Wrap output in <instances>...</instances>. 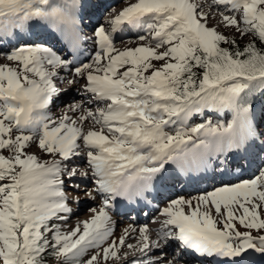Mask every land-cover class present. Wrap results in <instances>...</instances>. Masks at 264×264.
Segmentation results:
<instances>
[{"label": "snow or ice", "instance_id": "obj_1", "mask_svg": "<svg viewBox=\"0 0 264 264\" xmlns=\"http://www.w3.org/2000/svg\"><path fill=\"white\" fill-rule=\"evenodd\" d=\"M123 2L93 23L102 0H0V264H177L172 241L197 264H264V0ZM57 81L84 84L54 117ZM77 176L99 203L65 230ZM182 178L219 184L168 199L155 239L147 224L115 236L120 208Z\"/></svg>", "mask_w": 264, "mask_h": 264}, {"label": "bare ground", "instance_id": "obj_2", "mask_svg": "<svg viewBox=\"0 0 264 264\" xmlns=\"http://www.w3.org/2000/svg\"><path fill=\"white\" fill-rule=\"evenodd\" d=\"M133 2H134V0H133ZM194 2L197 4H202L203 0H194ZM207 2L211 3V0H207ZM108 5L110 6V8H106L103 13L100 12L101 14L99 15V17L96 19V21L94 23L103 22V20H105V19H110L111 16L107 15V13L109 11H111V13L114 15L115 13H118L123 7L126 6V4H125V2H123V0H112V2H110ZM204 11H208V8L206 6L204 7ZM218 19H219L218 17L210 19L209 20V26H213V25L217 24ZM222 28H223V26L221 25L219 29H222ZM134 35H135V32L121 33V34H118V37H122L125 41H127L129 36H134ZM116 46L118 48H120L121 50H123L125 46L135 47L136 45H135V43H131V44L120 43L119 38H118L117 42H116ZM86 48L88 49L89 52H91L93 50V45L91 44V42H89L86 45ZM3 63H8V61H6V59H4V57L2 55H0V64H3ZM61 74L63 75V73H61ZM57 84H58V87H60L61 89H67V91H66V93L62 94L59 98H57L55 104L51 106L50 113L54 117L60 116L66 110V106L69 105L70 103H72L74 100H80L81 99V96L77 94V89L83 86L84 81H80V83L78 85H74V86H69L66 83H60L59 81H57ZM80 84H82V85L79 86ZM86 127H91V123L87 122ZM74 163L79 165L80 168H82V169L85 168V166H83V164H84L83 159L75 160ZM250 175H251V173L250 174L246 173L241 178L244 179L246 177H249ZM75 179H76L75 181L79 182L80 185L82 184L80 182L82 180L79 178V176H77V178H75ZM75 181H74V183H75ZM182 183L183 182L181 179V181L172 184L170 187L161 189V196L159 197L160 201L157 203V208H158L157 214H159V209L163 208L166 205L168 199L178 197L177 193H175L174 196H171L170 192L174 194V192H176L178 190V187L180 185H182ZM202 183L207 185V190H209L214 185L218 186L219 181H203ZM197 187H198V185H196L193 188V194H197V192H199L198 194H201V193L207 191V190L195 191L194 189H196ZM193 194L186 196V198L193 196ZM118 213L119 214H117V215H120L122 218L127 217V219L131 223H133V224L135 223L134 225L137 229L139 228L138 226L141 227L142 225L147 224L149 229L153 230V239H155V230L160 228V226H161L160 221L163 219V217H161L160 219H155L154 215L156 213H153V214L149 213L147 218H144V216H142L143 210H140L139 214L135 215L133 213V211L129 208H120ZM127 243H135V240L129 239L127 241ZM124 251H128V249L125 248ZM163 251L165 253H167V257L169 259H171L174 256L177 257V264H181V262H182V264H197L196 259L193 256L185 255V252L182 251L180 249L179 245L174 241L170 242L169 246L165 247L163 249ZM167 251H169V252H167ZM131 259H132V257L130 256L129 260H131Z\"/></svg>", "mask_w": 264, "mask_h": 264}, {"label": "rangeland", "instance_id": "obj_3", "mask_svg": "<svg viewBox=\"0 0 264 264\" xmlns=\"http://www.w3.org/2000/svg\"><path fill=\"white\" fill-rule=\"evenodd\" d=\"M221 32H223L225 35L229 36V37H233L235 36V38L237 39L238 43L240 45H245L249 42V39H251V37L249 38H242L238 33H235L234 30L232 29H226V28H222L219 29ZM224 46V45H223ZM154 64H157V66H159L160 63L162 62H158V61H153ZM123 69H121L122 71ZM62 75V74H61ZM82 84H80L79 86H81ZM258 112H259V107H258ZM26 151L30 154H35L36 156H38L41 159H47L48 157L39 149L38 144H32L31 146H29ZM5 156L8 155L7 151H5L3 153ZM83 166L86 167L85 162L83 164ZM249 177H246L244 179H247ZM76 179L72 180V181H68L66 179L65 182V190L68 194L69 197V201H70V207L73 209V214L71 215V217L63 223V227L65 230L74 227L79 221H83L88 219L92 213L89 211V208L97 205L99 203V198L96 201H93L91 199H89L86 195H85V189H90L92 187V185L90 183H85L83 181H80L82 184L80 185L79 182L75 181ZM75 181V183H74ZM79 184L80 188L77 190L75 189V185ZM212 188H210L209 190H211ZM197 191V190H195ZM199 192H197V194H193V192L191 193H186L183 194V197L189 196L190 194H193V196H197ZM182 196V195H181ZM190 196V197H193ZM75 197H79V204L77 203H73L71 201H73V199ZM187 197V198H190ZM185 211H187V209H185ZM119 213H116L113 215V220L115 222V236L119 237L120 235L123 234V231L125 228H127L129 225H133L135 227V223H131L127 217H121L120 215H117ZM143 226V225H142ZM239 226V225H238ZM140 227V226H138ZM241 230H243V228H241ZM169 252V251H167ZM47 264H57V261L55 260V258L50 259Z\"/></svg>", "mask_w": 264, "mask_h": 264}, {"label": "trees", "instance_id": "obj_4", "mask_svg": "<svg viewBox=\"0 0 264 264\" xmlns=\"http://www.w3.org/2000/svg\"><path fill=\"white\" fill-rule=\"evenodd\" d=\"M239 45H240V44H239ZM224 46H226V45H224ZM240 46H243V45H240ZM50 259H53V257H51V256H47V257H46V264H47V262H48Z\"/></svg>", "mask_w": 264, "mask_h": 264}]
</instances>
